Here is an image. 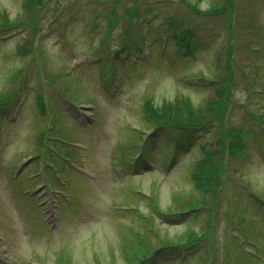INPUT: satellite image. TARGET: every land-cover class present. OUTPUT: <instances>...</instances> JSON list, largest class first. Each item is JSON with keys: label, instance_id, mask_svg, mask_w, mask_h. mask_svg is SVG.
Listing matches in <instances>:
<instances>
[{"label": "rangeland", "instance_id": "obj_1", "mask_svg": "<svg viewBox=\"0 0 264 264\" xmlns=\"http://www.w3.org/2000/svg\"><path fill=\"white\" fill-rule=\"evenodd\" d=\"M34 1L41 3L33 14L23 0H0V23L4 14L18 24L0 35V109L19 96L14 110L0 113V264H98L100 259L124 264L120 253L133 243L127 228L134 226L133 218L142 230L146 226L143 219L136 221L134 210L124 213L126 206L150 212L159 234L150 231L152 244L171 238L165 226L170 235L200 228L211 233L206 264H264V0H226L227 8L233 5L230 26L224 16L208 14L209 4L221 6L224 0ZM169 16L172 31L193 33L189 55L175 47L165 22ZM125 31L139 42L141 34L151 41L152 60L141 52L135 57L142 63L121 66V60L133 59L126 55L133 46L114 58L117 63L112 52L102 59ZM229 45L236 76L231 85L224 78ZM113 64L110 80L105 72ZM35 97L42 98L43 113ZM149 107L171 118L195 120L193 114L198 125L206 123L192 139H200L204 149L194 143L185 150L177 143L174 151L175 145L167 144L174 159L161 167L156 153L164 151L168 135L147 136ZM7 112L14 122L5 123ZM136 128L147 137L148 162L130 169V160L123 163L120 154L131 152ZM178 148L184 151L176 153ZM207 154L213 181L197 166ZM195 182L212 186L202 191ZM37 188L51 192L55 202L41 191L33 193ZM143 195L162 206L179 199L205 206L197 215L168 223ZM193 246L182 245L187 258L180 253V264H193L206 253L205 243ZM159 257L151 264L178 262L175 252Z\"/></svg>", "mask_w": 264, "mask_h": 264}, {"label": "trees", "instance_id": "obj_2", "mask_svg": "<svg viewBox=\"0 0 264 264\" xmlns=\"http://www.w3.org/2000/svg\"><path fill=\"white\" fill-rule=\"evenodd\" d=\"M148 1H154V0H148ZM180 1H182V0H180ZM35 2L36 1H34V0H23V6L26 10H30V12H32L34 14V12L36 13V8L39 7L38 4L41 3L40 2L37 4ZM231 5H232V3H231ZM232 6H231V8H227L226 0L223 1V4L221 6H213V5L209 4L208 5V11L212 12V13H208V14H212V15L218 14V15L224 16V18L226 20V25L230 26L231 16L233 13ZM224 9H226L225 12H224ZM216 11H219L222 14H219ZM195 13H196V11H195ZM199 13H202V12H199ZM113 14H114V18H116L115 12ZM202 14H206V13L203 12ZM202 14H200V15H202ZM129 16L132 20L133 18H135V12H132ZM129 16L127 15V17H129ZM114 18H112V19L115 20ZM2 19H3V22L0 23V34H1L2 30L5 31L7 29H10L13 26L16 27L18 25L17 23H14L13 21H11V19H9L4 14L2 15ZM166 21L168 23V28L171 29V16H169L166 19ZM0 22H1V20H0ZM110 23L112 25V24L117 23V21L110 20ZM36 32H37L36 27H33V34L34 35L32 36V40L35 37V35L37 34ZM126 33H128V31H126ZM172 37H173V40L175 42V45L179 48H182V47L185 48L184 54L189 55V51L191 49V44L193 43V38H194L193 33L190 34L188 31H181L180 33H177L174 31L172 33ZM124 41H125V39H124ZM132 41L134 44L135 43L140 44V42L135 40V39H132ZM30 50H32V49H30ZM227 53L229 55V57H228L229 58V66H228V69L224 73V78H225L226 84L231 85V84H234V82L236 80V76L234 75L233 68H232V62H231L232 58L230 56V45L227 48ZM202 79H205L206 82L210 86L216 85L215 81H213V80H209L207 78H202ZM228 88H230V87H228ZM0 97H2V96H0ZM36 98H37L36 100H37L38 106L40 107L41 113H43L44 112L43 102L40 101V99H42V98L41 97H36ZM147 109H149V112H151L150 118L152 119V122L147 126V128H151L152 132H153L151 134V136L149 135L150 138H152L154 136L153 135L154 133L159 134L160 131H163L164 133H166L168 135L167 139L162 142L163 143L162 145L164 146V151L161 150L162 152H159L160 151V149H159L158 152L156 153L157 156L163 161L161 167H165L166 164L167 165L170 164L174 159V157H173L174 155L169 154L170 147L169 148L165 147L167 144L172 143L173 145H175L174 151L176 150L177 143L179 146L188 149L194 143V141H192V139L197 135V132H200L199 131L200 128L202 126L204 128L206 127V123L198 125L199 122H195L197 117L193 114H190V117L195 119V120L188 119V117H181V116L171 118V116L168 114V112L159 114L158 110L155 107H153V108L149 107ZM147 109H146V111H147ZM141 130L142 129L139 128L138 131H136V130L134 131L137 133V136L135 135L136 138L134 139L137 142L134 144V147L132 148L131 152L127 151V153H121L120 154L121 160L124 161L123 163H125V161H127V160H130V164H128V166H129L128 168H130L132 166H135L136 168H138L139 164H141L142 162H144V163H145V161L148 162V151H147L148 146L146 144L147 139L143 136V131H141ZM169 131L171 132V136H169ZM206 132L208 133V131H206ZM206 132H204L203 134H207ZM131 136L129 138L132 139ZM40 139H41V135H40V138L37 140V143L39 145H41L40 143L42 142V140L39 142ZM198 147H199L200 151H201V149H204L202 142H200L198 144ZM178 149H180V148H178ZM208 155L209 154H207L205 157L206 159L199 162L197 164V166L201 172H203V171L210 172L211 173L210 175L208 174L205 176L212 178V181H213L215 171L211 168V165H210L211 161L208 160ZM224 168L226 171V167H224ZM193 179L195 181V176H193ZM195 184L197 186L196 182H195ZM211 186L212 185L202 184V185L197 186V187L200 188L202 191H204V190L207 191V190H209V188ZM153 187L157 189L158 186L154 185ZM135 189H137V188H135ZM200 189H198V191L202 192ZM212 189H213V187H212ZM150 194H152V193L150 192ZM135 196H139V195L135 194ZM139 197H141V196H139ZM142 198L144 200L150 201L152 204V209L156 211L155 212L156 216L161 217L162 219H164L168 223L178 221L179 218L186 216V214L190 215L191 214L190 212H194L192 214L197 215V214H199V210H202L200 208L205 206V205H201L202 203L199 201L184 202V201H181V199L174 200V201L171 200V201H169V203L162 206L155 199L154 200L152 199V195H150V196L143 195ZM126 209H127V212H124V213H129V212L134 213V211H135V213H137L138 217H139V218H136V221H138V219H143L145 221L146 226L144 227L145 229L142 230L133 218L134 226L136 225L137 227L134 228V226H130L129 228H127V231L130 234L129 240L133 239V243L130 247L129 246L124 247L122 250L123 252L120 253V255L122 257V261L124 264H144V262L147 260H150V262H152L159 255H163L166 253L172 254L173 252L176 253V258H177L178 247L183 245L185 248L190 247L191 249H194L193 244L199 243V242H203L206 244V253L199 256L193 264H206L207 261L211 259L212 253H210L209 249H208V238L210 237V234H211V233L209 234V230L205 231V230H202L200 228L196 229L194 227H187L186 229H182L181 232H173L172 235H170L171 231L168 228L169 226H165L167 228H166L164 234L166 236L171 237V238L167 237V238H169L168 240L167 239L161 240L162 238H160L155 243L152 244V243H150L151 242L150 239H151V235H152V233L150 231H152L155 234V236H159V234L155 233V229H153V226L150 222L152 219L150 212H147V214H146L144 212H139L136 209L134 211H132V210H129L127 208V206H126ZM166 233H168V234H166ZM173 235H175V236H173ZM125 239H127V238H125ZM146 243H150V244H146ZM239 252L242 253L243 256L245 255V251L243 249H241ZM158 253H159V255H158ZM186 258H187V256H186ZM159 260H161V258H159ZM177 261L180 264L183 260L177 259ZM116 262H117V260L116 261H109V264H116ZM98 264H104V263L100 259ZM146 264H149V263H146Z\"/></svg>", "mask_w": 264, "mask_h": 264}]
</instances>
